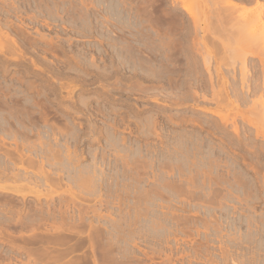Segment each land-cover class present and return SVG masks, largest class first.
Masks as SVG:
<instances>
[{
    "label": "rangeland",
    "instance_id": "1",
    "mask_svg": "<svg viewBox=\"0 0 264 264\" xmlns=\"http://www.w3.org/2000/svg\"><path fill=\"white\" fill-rule=\"evenodd\" d=\"M173 2L0 0V264H264V0Z\"/></svg>",
    "mask_w": 264,
    "mask_h": 264
},
{
    "label": "bare ground",
    "instance_id": "2",
    "mask_svg": "<svg viewBox=\"0 0 264 264\" xmlns=\"http://www.w3.org/2000/svg\"><path fill=\"white\" fill-rule=\"evenodd\" d=\"M176 1H177V0H176ZM222 1H223V2H222ZM227 1L230 2V0H227ZM227 1L225 0V3H226ZM172 2H173V0H172ZM221 2L224 3V0H221ZM229 2H227L226 5L224 6L225 9H226L227 5L229 6V4H230V7H232V8H230V7L228 8V7H227L228 9H226V10H229V11H227L228 13L225 11V9H222L224 12L221 11V12H222L221 14H220V12H219V13L217 12L218 14H215V16L210 17V20H214V19H215L214 21H218V22H223V23H224V24L222 23L223 25H222L221 23H219V24H221L220 27H221V26L223 27V29H222V27H221V29H222L223 31L225 30V24L227 25L228 28H229V26H230L229 23H231V25H233V24H232L233 22H231V20L234 19V18L232 17V13H233V16L235 15L234 13H237V12H235V11H233V10L238 11L237 9L239 8L238 6H236L237 9H236V8L234 9V6H232V4H234V3L231 2V3H232V4H231V3H229ZM173 3H174V2H173ZM175 3H176V2H175ZM225 3H224V4H225ZM215 4H216V3H215ZM234 5H236V3H235ZM217 6H218V5H217ZM179 9H180V8H179ZM182 9H183V8H181V10H182ZM184 9H185V8H184ZM232 9H233V10H232ZM213 10H214V9H213ZM231 10H232V11H231ZM240 10H241V9H240ZM154 11H155V10H154ZM213 12H214V11H213ZM231 12H232V13H231ZM156 13H157V12H156ZM223 13H224V14H223ZM240 13H241V12H240ZM190 14H191V13H190ZM190 14H189V16H185L186 19L189 20V21H190V19H192V21L195 22V23H194L195 25H196L197 23L199 24L200 19H198L197 16H193V15H190ZM161 15H162V16H167L168 14H167V15H163V14H161ZM213 15H214V14H213ZM238 15H239V14H238ZM169 16H170V15H168V16L165 17V18H162V17H160V18L164 19V21L167 20L166 22H168V23H166V24H169V25H170L169 20H170V21H173V20H171V19H173V18H170L171 16H170V17H169ZM240 16H242V15H240ZM247 16H249V13H248V15H246V17H247ZM254 16H255V15H254ZM257 16H258V15H257ZM234 17L237 18L238 16H234ZM249 17H250V16H249ZM252 17H253V16H252ZM252 17H250V18L253 20L254 18H252ZM261 17H262V16H261ZM261 17H260V18L257 17V18H255V20H253V21H255V23H258L259 20H261ZM153 18H154V16H153ZM158 18H159V17H158ZM160 18H159V19H160ZM155 19H156V18H155ZM155 19H154V21H156ZM159 19H158V20H159ZM238 19H239V18L235 19V21H236V20L238 21ZM245 19H246V18H245ZM251 19H250V21H251ZM257 19H259V20H257ZM241 20H242V19H241ZM262 20H263V17H262ZM159 21H160V20H159ZM226 21L229 22V23L227 24ZM162 22H163V21H162ZM175 22H176V21H175ZM180 22H181V21H180ZM225 22H226V23H225ZM248 22H249V19H248ZM187 23H188V22H187ZM252 23H253V22H252ZM252 23H251V24H252ZM255 23H254V24H255ZM260 23H261V22H260ZM198 24H197V25H198ZM237 24L239 25V21L237 22ZM261 24H262V23H261ZM261 24H260V26H259V24H255L256 26L254 25V28H252L253 30H251V32L253 31V33H252L251 35H250V33H248V34L250 35L251 39H249L248 41L245 40L247 43L251 40V41H250V43L252 44L251 46L253 47V49H254L255 51L253 50V52H252V51H249V52H251L250 54L252 55V57H253V56H256L257 58H258V57H261V56H262V57L264 56V55H263V53H264V50H263V49H264V28H263V26H261ZM174 25H175V24H174ZM183 25H184V24H183ZM195 25H194V26H195ZM197 25H196V28H197ZM214 25H217V24H214ZM238 25H236V26H238ZM257 25H258V27H257ZM262 25H263V24H262ZM166 26H167V25H166ZM250 26H251V25H250ZM250 26H249V27H250ZM163 27H164V26H163ZM167 27H168V26H167ZM216 27L219 28V25H217ZM231 27H232V26H231ZM167 29H169V27H168ZM170 29H172V28H170ZM177 29H178V28H177ZM200 29H201V28H200ZM219 29H220V28H219ZM219 29H217V30L219 31ZM226 29H227V28H226ZM197 30H198V29H196V31H197ZM217 30H215L214 27L212 28V27H211V24H209V27H207L205 30H202V31H203V32H207V33L210 32V34L213 35V34H215V33L217 32ZM175 31H176V30H175ZM202 31H200V32H202ZM215 31H216V32H215ZM227 31H228V30H227ZM168 32H169V31H167L166 34H167ZM220 32H221V30H220ZM163 33H164V32H163ZM196 33H197V32H196ZM158 34H159V33H158ZM217 34H218V33H217ZM225 34H226V33H225ZM225 34H224V35H225ZM248 34H247V35H248ZM177 35H178V34H177ZM180 35H181V34H180ZM249 35H248V36H249ZM162 36H163V35H162ZM198 36H199V35H198ZM222 37H223V35H222ZM246 37H247V36H246ZM177 38H178V37H177ZM200 38H202V37H200ZM218 38H219V37H218ZM248 38H249V37H247V39H248ZM163 39H164V38H163ZM169 40H170V39H169ZM173 40H174V39H173ZM207 40H208V39H207ZM178 44H179V43H178ZM214 45H215V44H214ZM248 45H250V44L248 43ZM167 46H168V45H167ZM171 46H172V45H171ZM212 47H213V46H212ZM249 48H250V47H249ZM181 49H182V48H181ZM246 49H247V48H246ZM250 49H251V48H250ZM172 51H173V49H172ZM167 52H168V51H167ZM186 52H187V51H186ZM192 52H193V51H192ZM184 53H185V52H184ZM246 53H247V54H246ZM246 53H245V56L248 55V52H246ZM182 54H183V53H182ZM188 54H189V53H188ZM170 55H172L171 52H170ZM178 55L180 56V54H178ZM176 56H177V55H176ZM193 56H194V55H193ZM240 56H241V55H240ZM243 56H244V55H242V59L244 58ZM182 57H183V56H182ZM185 57H186V56H185ZM190 57H191V56H190ZM246 57H247V56H246ZM262 57H261V58H262ZM179 58H180V57H179ZM261 58H260V59H261ZM244 59H245V58H244ZM244 59L242 60V61H243V62H242V66H241V68H240V69H241V70H240V71H241V82L247 86V88L245 87V88L247 89L246 92L249 93L248 90H250L251 93H252V92H253V93H254V92L256 93V92H257L256 90H258V87H259L258 81H260V80H258V78H257V81L255 80V82L253 83V86H249V84H248V85L246 84L247 81L249 80V79H248L249 74H248V66H247V64H246L247 62H245ZM258 59H259V58H258ZM262 59H263V58H262ZM240 60H241V59H240ZM204 62H205L206 67H207L208 70H209V68H210V67H209V66H210L209 63H210V62H209L208 58H206V59L204 60ZM263 65H264V64H263ZM238 67H239V66H238ZM263 67H264V66H263ZM251 68H252V66H251ZM255 68H256V67H255ZM218 69H219V68H218ZM221 69H222V68H221ZM249 70H250V68H249ZM213 71H214V70H213ZM221 72H222V70H221ZM221 72H220V73H221ZM209 73H210V72H209ZM215 73H216V71H215ZM249 73H250V72H249ZM221 74H222V73H221ZM210 75H211V77H213L212 74H210ZM215 75H216V74H215ZM234 75H235V74H234ZM221 76H222V75H221ZM239 76H240V74H239ZM211 77H210V81H211V84H210V85H212V86H211L212 88H211L210 90L213 89V91H211V92L213 93V97H214L213 99H215V101H217L218 99H216V98H218L217 96H218V94H219V93H218V94L216 93V92H217V89H216V85H217V84L215 85V90H216V91H214V86H213V85H214L215 83H214V81H212L213 79H212ZM217 77H218V76H217ZM222 77H223V76H222ZM181 79H182V78H181ZM219 79H220V77H219ZM221 79H222V78H221ZM225 79H226V78L222 79L221 81L218 80V81L220 82V84H221V82L223 81V82H222V88H223V90H222L221 94H219V95H221V96L223 97V100H226V102L228 103L229 100L231 99V98H229V97H230V92H231V93L233 92V93L235 94L236 92L238 93V92H240V91H239V89H237V86H236L237 82H236V80L234 79V77L232 78L233 80L230 81L229 83L227 82V79H226V80H225ZM247 79H248V80H247ZM250 79H251V78H250ZM259 79H261V78H259ZM207 80H208V79H207ZM210 81H209V83H210ZM228 81H229V80H228ZM239 81H240V80H239ZM250 81H251V80H249V82H250ZM263 82H264V79H263ZM204 83H205V82H204ZM262 84H263V83H262ZM263 85H264V84H263ZM260 86H261V85H260ZM261 89H262V87H261ZM218 91H219V90H218ZM259 91H260V90H259ZM206 92H207V91H206ZM241 92H242V91H241ZM209 93H210V92H209ZM251 93H249V94H251ZM253 93H252V94H253ZM255 93H254V94H255ZM254 94H253V96H254ZM238 95H240V94H238ZM247 95H248V94H247ZM241 96H242V95L237 96V97H238V98L240 97V99H241ZM248 96H249V95H248ZM248 96L245 95V98L242 96V97L244 98V100H242V99H241V100H242L243 102H245V100L247 101L246 97H248ZM250 96H251V95H250ZM215 97H216V98H215ZM219 97H220V96H219ZM249 98H250V97H248V99H249ZM260 98H261V97H260ZM220 100H221V98H220ZM241 100H239V101H241ZM221 101H222V100H221ZM221 101H219V100L217 101V102H218V106H222V104L219 105ZM237 101H238V100H237ZM237 101H235V102H237ZM239 101H238V102H239ZM230 102H231V101H230ZM260 102H262V101H260ZM221 103H225V102H221ZM225 104H226V103H225ZM228 104H229V103H228ZM255 104H256V103H255ZM229 105H230V104H229ZM258 105H260V104H258ZM262 105H264V104H262ZM228 107H230V106H228ZM255 107H257V106H255ZM260 108H261V107H260ZM261 110L264 111V109H261ZM255 111H256V110H255ZM263 111H262V115L264 114ZM253 112H254V111H253ZM258 112H259V111H258ZM258 112H257V113H258ZM257 113H256V114H257ZM258 114L261 115V113H258ZM260 115H257L258 118H260V117H259ZM253 117H255V116H253ZM220 118H221V117H220ZM260 119H261V118H260ZM220 120H221V124H223L225 127L229 124V123H228V119H226V118H221ZM232 121H233V119H232ZM232 125H233V126H232V127H233V132H234L235 134H238L239 130H238V127L236 126V123H234V124L232 123ZM219 126H220V125H219ZM24 155H25V154H24ZM27 156H28V155H27ZM28 157H29V156H28ZM28 157H26V159H27ZM27 160H28L29 163L35 162V160H33V158H31V157L28 158ZM20 161H21V158H20ZM24 161H25V160H24ZM22 163H23V162H22ZM14 166L16 167V164H14ZM41 175H42V177L45 178L46 180H49V179H50V175H49V174H46L45 172H42ZM14 176L17 177V175H14ZM15 192H16V190L14 191V193H15ZM17 192H18V191H17ZM17 192H16V194H19V193H17Z\"/></svg>",
    "mask_w": 264,
    "mask_h": 264
}]
</instances>
